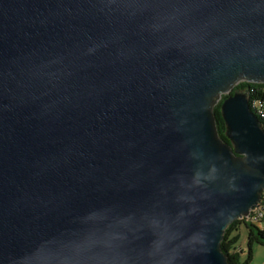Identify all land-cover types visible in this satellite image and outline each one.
Here are the masks:
<instances>
[{
	"label": "water",
	"instance_id": "water-1",
	"mask_svg": "<svg viewBox=\"0 0 264 264\" xmlns=\"http://www.w3.org/2000/svg\"><path fill=\"white\" fill-rule=\"evenodd\" d=\"M239 82L264 0H0V264H229L264 195Z\"/></svg>",
	"mask_w": 264,
	"mask_h": 264
},
{
	"label": "trees",
	"instance_id": "trees-1",
	"mask_svg": "<svg viewBox=\"0 0 264 264\" xmlns=\"http://www.w3.org/2000/svg\"><path fill=\"white\" fill-rule=\"evenodd\" d=\"M235 90L243 91L247 94L249 103L252 101L260 99L264 101V84H255L247 82H239L233 88ZM219 102L214 107V113L216 117V126L219 133V136L225 141L228 139L225 137V124L221 116ZM264 128V119L259 118ZM259 209H256L251 212L252 215L261 214V220L264 223V195H262L261 201L258 205ZM241 224H244L247 228V247L246 250H240L237 247L238 243V229ZM264 245V227L257 225L252 222L249 218H242L232 222L224 233V238L221 242V249L226 254L229 264H249L252 260V250L254 245Z\"/></svg>",
	"mask_w": 264,
	"mask_h": 264
},
{
	"label": "built area",
	"instance_id": "built-area-1",
	"mask_svg": "<svg viewBox=\"0 0 264 264\" xmlns=\"http://www.w3.org/2000/svg\"><path fill=\"white\" fill-rule=\"evenodd\" d=\"M250 107H251V110L255 113V115L258 118L264 119V101L263 100L257 99V100L252 101L250 104ZM258 205L252 211L259 209ZM249 217H250L252 222L256 223L257 225H259L261 227H264V223L261 220V214L260 213L256 214V215H252V216L250 213V215L247 218H249Z\"/></svg>",
	"mask_w": 264,
	"mask_h": 264
},
{
	"label": "crops",
	"instance_id": "crops-1",
	"mask_svg": "<svg viewBox=\"0 0 264 264\" xmlns=\"http://www.w3.org/2000/svg\"><path fill=\"white\" fill-rule=\"evenodd\" d=\"M249 264H264V245H254L252 250V260Z\"/></svg>",
	"mask_w": 264,
	"mask_h": 264
},
{
	"label": "rangeland",
	"instance_id": "rangeland-1",
	"mask_svg": "<svg viewBox=\"0 0 264 264\" xmlns=\"http://www.w3.org/2000/svg\"><path fill=\"white\" fill-rule=\"evenodd\" d=\"M237 233H238V243H237L238 249L246 250V247H247V228L245 227L244 224H241L239 226Z\"/></svg>",
	"mask_w": 264,
	"mask_h": 264
}]
</instances>
